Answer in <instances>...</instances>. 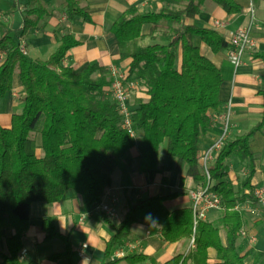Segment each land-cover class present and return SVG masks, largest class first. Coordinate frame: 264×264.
Segmentation results:
<instances>
[{
	"label": "trees",
	"instance_id": "1",
	"mask_svg": "<svg viewBox=\"0 0 264 264\" xmlns=\"http://www.w3.org/2000/svg\"><path fill=\"white\" fill-rule=\"evenodd\" d=\"M178 1L186 4L178 9L164 7L146 12L130 7L110 28L116 38L118 60L131 59L128 77L138 80L148 95L133 107L132 128L142 131L140 137L131 136L122 127L118 105L105 88L111 81L107 67L94 63L76 72L72 66L63 65L67 52L80 43L72 34L61 36L57 49L46 59H33L23 52L20 38L35 28L47 12L41 0H28L19 35H13V30L0 22V99L13 88L15 73L24 90L22 109L12 115L11 127L0 125V240L3 227L13 229L6 239V264H25L20 252L32 202L54 203L70 190L87 207L101 202L117 161L134 163L130 155L134 146L139 150V170L150 181L164 170H177L187 164V175L202 187L208 185L199 170V136L212 125L209 110L220 105L223 74L201 53L195 39L206 43L214 53L223 50L228 42L214 29L184 23L185 18H195L205 0ZM213 1L229 14L242 11L235 0ZM64 3L70 17L89 20L80 0ZM169 22L176 26L171 27ZM148 23L150 37L161 30L170 32L168 43L139 45L142 26ZM178 46L182 53L180 70L174 65ZM261 55L264 57V53ZM97 71L102 75L94 78ZM261 94L264 99V91ZM263 128L264 102L261 120L246 134L225 141L211 165L210 189L220 196L223 206L218 226L205 219H194L191 207L169 210L165 201L180 195L178 191L140 202L127 200L121 221L113 224L115 231L107 241L101 264H137L146 260L143 254L112 257L115 246L130 235L132 224L139 221L159 227L165 241L194 239L193 250L186 255H174L162 264H185L188 259L206 263L210 247L220 260L216 264H246L237 244L245 223L240 205L258 202L252 183L255 159L250 143ZM164 140L167 160L159 157ZM37 149H42L43 154H37ZM231 156L250 161L249 174L238 184L227 179L226 162ZM42 229L47 239L58 237L65 243L64 251L51 259L74 264L71 235L61 234L51 219L43 221Z\"/></svg>",
	"mask_w": 264,
	"mask_h": 264
},
{
	"label": "crops",
	"instance_id": "2",
	"mask_svg": "<svg viewBox=\"0 0 264 264\" xmlns=\"http://www.w3.org/2000/svg\"><path fill=\"white\" fill-rule=\"evenodd\" d=\"M46 14L38 25L30 29L20 38L24 42L27 55L33 59H46L58 47L59 39L66 33L72 34L80 43L71 48L62 63L72 66L74 71H79L88 64L97 63L100 66H116L125 74L129 73L131 59L118 60V47L116 38L110 31L114 21L130 7H136L140 12L158 11L168 7L178 9L186 1L178 0H80V5L89 14V20L84 21L81 16L70 17L64 0H41ZM242 6L238 13H227L213 0H205L195 18H185V24L214 29L227 41L233 32L249 24L251 18L247 12L250 4L255 9L252 22V45L242 54L241 63L236 67L228 56L227 46L220 52L214 53L211 48L196 38L201 53L212 60L223 74V82L219 92L220 105L217 109L209 110L212 125L205 133L199 136L200 152L212 144L220 136L224 128V116L229 110L227 140L246 134L262 118L264 91V0H235ZM28 7V0H0V22L13 35H19L23 26V11ZM220 22V24H218ZM171 27L175 23L169 22ZM151 24H144L141 29L143 37L139 45L153 43H168L171 33L167 30L158 31L150 37ZM182 62L181 47L175 51V68L180 70ZM99 71L93 74L94 78L101 77ZM107 76L111 78L110 73ZM109 78V79H110ZM131 78V77H130ZM135 81H134V80ZM131 91L130 104L137 106L139 100H146L148 95L145 87L138 80ZM109 84L105 86L108 87ZM24 90L14 74L13 88L0 99V125L11 127L12 115L20 112ZM20 98L21 101H17ZM141 130H136L135 135L140 137ZM40 142V139H39ZM166 144L164 140L160 146L159 157L166 158ZM251 148L255 159V172L252 183L257 187L264 184V128L251 138ZM42 155V149H39ZM133 164L119 159L117 166L111 173V184L106 187L101 202L87 207L81 197L70 190L57 202L45 203L35 201L31 204L30 223L22 238L20 257L25 264H68L65 259L53 260L51 256L64 251L65 243L61 238H46L42 229L45 219L53 220L59 232L71 235L72 260L74 264H101L106 249L107 241L115 229L113 224H118L124 213L127 200L140 202L151 196H168L178 191L180 195L169 198L165 206L169 210L191 207L193 198L191 192L202 188L199 182L187 175V164L177 170H164L158 173L154 181H150L145 172L139 170V150L136 146L130 149ZM228 166L227 179L238 184V174L246 177L250 172V161H240L231 156L226 162ZM162 162L159 163V167ZM242 177V179L244 178ZM244 213L245 223L241 229L237 244L242 255H245L246 264H264V205L259 201L255 205L246 202L240 205ZM111 210L117 220L109 215ZM221 210H209L203 219L219 225ZM61 223L65 228L61 227ZM243 232V233H242ZM13 229L3 227L0 240V264L5 263V256L9 255L6 239L11 236ZM220 236L225 242V233L221 229ZM193 250L191 240L181 239L175 242L165 241L159 227H151L146 222H135L131 226L130 235L115 246L112 251L113 258L124 257L128 254H143L146 260L137 264H162L174 255H186ZM260 254L259 259H255ZM220 260L214 248L207 249L206 263L194 262L191 259L185 264H216ZM121 264H128L122 261Z\"/></svg>",
	"mask_w": 264,
	"mask_h": 264
},
{
	"label": "built area",
	"instance_id": "3",
	"mask_svg": "<svg viewBox=\"0 0 264 264\" xmlns=\"http://www.w3.org/2000/svg\"><path fill=\"white\" fill-rule=\"evenodd\" d=\"M247 12L251 18L249 24L237 29L227 40L228 56L236 67L241 63L243 52L252 45L251 29L255 14V9L252 3L247 8ZM218 24H220V22H218ZM21 48L23 52L27 54V51L22 43ZM109 72L111 81L106 90L109 96L118 105L122 127L126 129L131 136L135 137V131L132 128L133 107L130 104V97L131 91L135 87L136 82H134V79V81H132V78L128 77L127 74L114 65L111 66ZM223 119L225 124L220 136L216 139V141L200 152L199 155V170L201 174L207 178L208 185L191 192L193 198L191 208L193 210L194 219H203L209 210H221L223 208L220 196L213 192L209 185L211 165L215 161L218 152L223 147L227 139L229 110L226 112ZM254 193L258 201L264 205V189L256 188ZM108 212L113 219H118L110 209ZM191 247H194L193 238L191 239Z\"/></svg>",
	"mask_w": 264,
	"mask_h": 264
},
{
	"label": "rangeland",
	"instance_id": "4",
	"mask_svg": "<svg viewBox=\"0 0 264 264\" xmlns=\"http://www.w3.org/2000/svg\"><path fill=\"white\" fill-rule=\"evenodd\" d=\"M21 43L24 45V48H25V50H26V47H25L24 42L21 41ZM109 78H110V77H108V79H109ZM17 101H21L20 98H18ZM36 137H37V141L39 142V136L36 135ZM39 152H40V150L37 149V154H39ZM238 176H239V178H240L239 180H242V177H244L243 174H238ZM238 182H239V181H238ZM256 188H263V189H264V184H262V185H258L257 187H255V189H256Z\"/></svg>",
	"mask_w": 264,
	"mask_h": 264
},
{
	"label": "clouds",
	"instance_id": "5",
	"mask_svg": "<svg viewBox=\"0 0 264 264\" xmlns=\"http://www.w3.org/2000/svg\"><path fill=\"white\" fill-rule=\"evenodd\" d=\"M61 227H62V228H65V226H64L62 223H61Z\"/></svg>",
	"mask_w": 264,
	"mask_h": 264
}]
</instances>
